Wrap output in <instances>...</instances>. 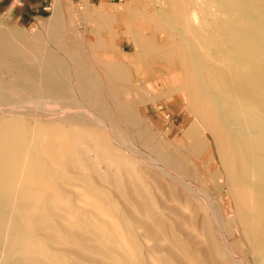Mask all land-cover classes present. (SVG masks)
I'll use <instances>...</instances> for the list:
<instances>
[{"label":"rangeland","instance_id":"374dc122","mask_svg":"<svg viewBox=\"0 0 264 264\" xmlns=\"http://www.w3.org/2000/svg\"><path fill=\"white\" fill-rule=\"evenodd\" d=\"M177 1L183 5V10L176 20L175 10L178 9L170 11L159 0H0V41L5 40L14 47L13 54L0 52V119H19L29 127L37 126L40 133L53 124L67 129L61 123L70 118L82 123L78 126L81 132H92L72 139L80 153L68 160L71 173L49 170L55 174L60 170L59 181L65 187H55L53 193L69 197L84 194L105 207L114 205L120 210L126 204L119 181L130 176L135 189L148 202L149 221L157 234L156 238H149L138 227L133 228V232L130 230L141 248L131 264H140L141 257L146 259L144 264H172L173 249L188 239H180L174 229L184 226V219L188 218L196 224L189 230H194L191 232L197 241H202L199 233L203 225L213 234L217 244L208 250L215 264H264V247L252 245L243 224L236 219V201L204 124L206 120L196 116L186 93L181 97V92L168 83L167 76L159 72V64L135 56V45H140L137 39L141 35L156 47L169 45L179 47L182 52L187 47L185 43L197 42L196 50L204 63L218 62L225 51L223 41L213 37L214 25L218 23L216 7L209 0ZM3 58L20 61L37 78H53L62 95H46L38 83L30 84L26 79H23L25 87H18L15 75L10 73ZM114 65L122 68L121 73L117 70L122 77L115 75L117 80L113 81L108 78V66ZM185 66V63L177 64L174 72L187 73ZM122 105L130 109L129 116L120 114ZM107 146L111 148V162L107 158ZM42 194L37 192L36 196ZM48 198L47 211L56 196ZM72 199L56 215H53L54 210L38 215L37 223L27 226L29 231H49L51 236L44 238L45 244L54 245L53 240L62 247L74 245L71 240L59 239V223L66 230L71 229L73 216L68 215L69 210L77 208L85 213L88 206L86 202L82 205L83 202ZM58 205L52 207L57 209ZM86 214L82 215L80 226L83 232L88 231L84 233L87 240L90 236L98 240V236L107 235L103 220H100L102 225L89 229L96 218ZM116 218L123 226L124 218ZM121 230L125 234L126 229ZM161 233L166 236L159 237ZM107 236L106 243L116 246L115 237ZM75 245L81 250L76 254V263L109 262L107 244H101L105 248L100 251L80 238ZM53 247L47 244L44 248H28V253L24 251L22 256L26 264H48L52 257L57 264L74 263L65 253L55 256ZM114 250L118 260L122 258L123 264H129L130 254ZM189 252L192 256L197 253L194 248ZM112 264L119 262L114 260Z\"/></svg>","mask_w":264,"mask_h":264},{"label":"bare ground","instance_id":"6f19581e","mask_svg":"<svg viewBox=\"0 0 264 264\" xmlns=\"http://www.w3.org/2000/svg\"><path fill=\"white\" fill-rule=\"evenodd\" d=\"M159 1L170 11L174 8L178 9L175 10L178 13L177 20L183 10L180 1ZM209 1L211 5L216 7L215 17L218 18V23L213 28L215 33L213 37L219 38L221 42L223 41L222 50L225 51L221 58H218L217 63L206 64L203 62L204 60L196 50L199 48L197 42L185 43L187 47L183 48L184 51L182 52L179 47H169V45L167 47L166 45L156 47V44L141 35L137 39V43H140V45H135V56L140 59H150L159 64V72L161 71L162 75L167 76L168 83L174 86L167 83L168 87L180 91L183 98L186 93L187 98L193 105L192 109H194L196 116L203 121L206 120L204 124L211 135L210 137H212L214 147H216L217 158L225 168L226 179L231 186L230 192L236 201V219L243 224L242 227H244L247 240L252 245L260 248L264 247V0ZM168 17L170 18V14ZM146 28L145 30H147ZM6 42L5 40L0 41V52L13 54L14 47ZM165 47L170 50L168 51ZM6 59L3 58V61L4 63L7 62L6 66L11 71L10 73L15 75L18 87H25L23 79H26L30 84L38 83L46 95H62V90L57 89L58 86L52 80L53 78L51 79L49 76L37 78L20 61ZM179 63L181 65L185 63L189 71L181 75L176 74L174 69ZM108 67H110L108 78L113 81L117 80L114 76L118 77L117 70L121 73L122 68L120 69L115 65ZM146 90L145 92H147ZM119 108L121 115L124 117L125 115L129 116L130 109L124 108V105L119 106ZM129 121L132 122L131 119ZM256 123L258 126H256ZM61 124L67 129L55 127L56 124H53L51 126L55 128L52 127L51 129V126H49L48 131L40 130V133H38L36 125L34 128L20 122L19 119H0V253L2 249L0 264H26V260L22 256L24 251L28 253V248L32 249V247L36 248L38 246L44 248L47 244L54 246L52 251L54 250L55 256L65 253L70 260L72 258L73 264H79L76 263L75 259L77 258L76 254L81 250L77 248L75 243L80 238H84L87 245L91 244L93 247H98L100 251L105 248L103 245L107 244V257H109L107 264H112L114 260L115 262L118 261L119 264H123V259L119 258L118 260L114 248L130 254L131 258H127V262L131 264L133 256L141 249L135 236L131 233L132 229L138 227L144 230L149 238L150 236L152 238L157 237L153 230L154 227L149 221L148 202L141 197L139 190L135 189L136 187H134L130 176L119 181V185L124 189L122 199L126 204L124 207L122 206L123 208L120 206V210L113 207L112 204L114 203H110L112 205H109L110 207H105L100 201L84 194L78 195V193H75V196L71 195L69 197V195L53 193V188L65 187L62 185V181H59L60 170L56 174L54 172L50 173L49 170L51 168L62 169L66 172L72 170L67 165L70 163L68 160L76 153H80V150L75 147L78 144H74L76 141L72 143V139L80 134H92L90 131L81 132L78 130V126H82V123L77 120L68 118L62 121ZM67 126H71V129ZM83 145L85 146V144ZM110 149L107 146L106 153L109 161L112 158L109 157L112 154ZM85 150L88 149L85 148ZM190 150L192 149L190 148ZM98 151L102 152L101 150ZM102 153L104 154V152ZM100 155L102 156L101 153ZM82 166L85 167L86 165L83 163ZM114 180L116 181V179ZM37 192H43L42 196H36ZM53 196H56V198L52 206L58 205L56 203H59V205L57 209H54L50 203V210L48 208L47 211L46 201L49 202L48 197ZM70 199H75L78 203L83 202L82 205L86 202L88 210L86 209L85 213L96 218L94 224L91 223L88 228L94 229L97 225H102L100 220H103V226L107 228L105 233L107 235L112 234L115 237L117 243H114V245L116 246L106 243L107 238L105 236L107 235L105 234L101 235L102 237L98 236V240L91 236L87 240L84 233H88V231L83 232V228L80 226V219L85 213L77 208H73L74 210L68 212V215L73 216L71 229L66 230L60 223L58 229L61 234L59 239L66 238V241L75 242L74 245L62 247L56 243L57 241L53 240L54 245L52 243L45 244L44 238L51 236L49 231L36 233L29 231L27 226L35 225L41 214L44 215L46 212L50 214L52 213L51 210H54L53 215L58 214L65 207V204L70 203L68 201ZM61 212L63 214V211ZM117 216L124 218L123 226H120ZM184 221L185 225L179 228L176 226L174 231L177 232L180 239H188L173 249L174 261L172 264H215L211 257L212 253L208 250L211 246L214 248L217 244L211 231L207 232L206 226L203 225L199 233V238L202 241H197L192 235L194 233L191 232H194V230H189L196 225L193 223L194 220L188 218ZM41 222L43 223V221ZM52 222L54 221L52 220ZM121 229H126L125 234ZM37 233H39L38 237ZM33 235L36 237H33ZM123 235H126L125 241ZM160 236L166 235L161 233ZM173 240H176V238L174 237ZM191 248H194L197 252L193 256L189 252ZM138 261H140V264H144L146 259L143 260L141 257ZM51 262L48 264H57L53 257ZM93 262L95 261L93 260Z\"/></svg>","mask_w":264,"mask_h":264}]
</instances>
